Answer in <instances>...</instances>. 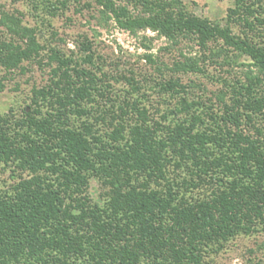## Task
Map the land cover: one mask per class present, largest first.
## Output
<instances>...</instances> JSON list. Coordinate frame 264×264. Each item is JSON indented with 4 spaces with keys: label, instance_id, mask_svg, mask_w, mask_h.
Here are the masks:
<instances>
[{
    "label": "trees",
    "instance_id": "trees-1",
    "mask_svg": "<svg viewBox=\"0 0 264 264\" xmlns=\"http://www.w3.org/2000/svg\"><path fill=\"white\" fill-rule=\"evenodd\" d=\"M71 1L32 6L55 17ZM83 7L178 55L122 66L97 35L65 50L2 13L0 68L55 66L19 112L0 113V264H205L264 231V0H234L225 24L181 0Z\"/></svg>",
    "mask_w": 264,
    "mask_h": 264
},
{
    "label": "rangeland",
    "instance_id": "rangeland-1",
    "mask_svg": "<svg viewBox=\"0 0 264 264\" xmlns=\"http://www.w3.org/2000/svg\"><path fill=\"white\" fill-rule=\"evenodd\" d=\"M33 1L0 0V39L7 34L6 26L1 22L2 13L16 15L21 13L25 24L35 27L43 38L48 37L54 42L53 45L57 42L59 47L65 50L76 48L75 40L81 34H88L90 37L97 35L100 50L112 58L116 57L122 66L132 64L133 66L143 65L146 68V53H151L167 63H171L173 57L178 55V50H171L169 42L164 37L151 30L133 34L118 28L112 20L109 21V25H97L96 21L91 19V13L87 7H83L81 12L77 9L89 0H72L69 8L55 17H49L46 11L40 8L34 9ZM181 1L187 10L225 24L227 9L234 0ZM90 9L92 10L91 7ZM53 32H56L54 36ZM145 44H148L149 49ZM241 60L248 59L244 56ZM48 61L47 57L43 65L27 61L23 63V67L11 72L0 68V113L16 114L29 101L34 87H41L49 82L52 67L55 65L48 66ZM203 80L207 82L206 79ZM207 83L211 90L217 88L213 82L208 80ZM7 175L5 172L0 173V189L8 179ZM89 191L92 197L100 201L99 193L102 187L98 180L91 181ZM205 264H264V231L238 235L226 242L218 252H211Z\"/></svg>",
    "mask_w": 264,
    "mask_h": 264
}]
</instances>
